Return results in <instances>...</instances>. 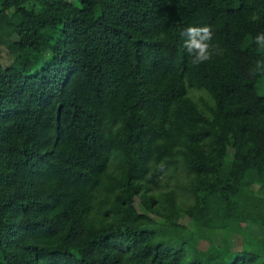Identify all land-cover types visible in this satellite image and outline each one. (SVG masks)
Instances as JSON below:
<instances>
[{
	"label": "trees",
	"instance_id": "16d2710c",
	"mask_svg": "<svg viewBox=\"0 0 264 264\" xmlns=\"http://www.w3.org/2000/svg\"><path fill=\"white\" fill-rule=\"evenodd\" d=\"M203 25L222 54L193 66ZM262 32L264 0H0V264H205L238 196L260 228ZM169 171L183 204L153 190ZM224 246L212 264H264V239Z\"/></svg>",
	"mask_w": 264,
	"mask_h": 264
},
{
	"label": "rangeland",
	"instance_id": "374dc122",
	"mask_svg": "<svg viewBox=\"0 0 264 264\" xmlns=\"http://www.w3.org/2000/svg\"><path fill=\"white\" fill-rule=\"evenodd\" d=\"M13 4H20L27 0H11ZM12 42H18L15 36L11 37ZM13 51L6 47H0V60L3 66L8 65L12 61ZM257 59L258 55H257ZM171 174V175H170ZM185 181L180 173L169 171L153 188L157 190H168L174 191L177 201L179 204H183L187 195L184 191ZM244 197L238 196L233 201H227L222 209L214 210L209 220L211 223H217L220 221L221 228L216 229L213 240L208 244L207 242H201L199 248L205 251L203 256L205 264H212L213 261L220 254L224 245L231 248L232 251H245L250 253H258L261 241L264 239V220L261 223V227L257 228L246 220L243 213ZM177 222L185 227L183 232V238L189 242L193 235V228L191 223L184 217L179 216ZM115 233L116 230L110 229L105 233ZM224 242V244H223Z\"/></svg>",
	"mask_w": 264,
	"mask_h": 264
},
{
	"label": "clouds",
	"instance_id": "9594fccd",
	"mask_svg": "<svg viewBox=\"0 0 264 264\" xmlns=\"http://www.w3.org/2000/svg\"><path fill=\"white\" fill-rule=\"evenodd\" d=\"M254 19H259V17H254ZM183 35L185 37L183 50L191 58L190 63L193 66L204 64L212 60L214 56L222 54L218 45L212 43L213 32L208 25L188 26ZM254 42L264 48V32L257 34ZM260 70H264V62L258 61L252 70V74L255 75Z\"/></svg>",
	"mask_w": 264,
	"mask_h": 264
}]
</instances>
